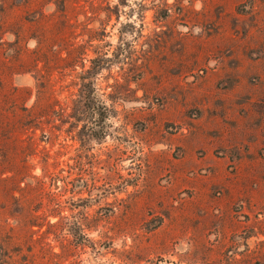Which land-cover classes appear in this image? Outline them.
I'll return each mask as SVG.
<instances>
[{
  "label": "rangeland",
  "instance_id": "1",
  "mask_svg": "<svg viewBox=\"0 0 264 264\" xmlns=\"http://www.w3.org/2000/svg\"><path fill=\"white\" fill-rule=\"evenodd\" d=\"M0 264H264V0H0Z\"/></svg>",
  "mask_w": 264,
  "mask_h": 264
}]
</instances>
